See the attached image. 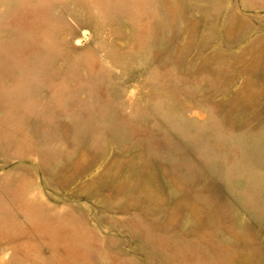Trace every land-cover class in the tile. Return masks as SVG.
Returning <instances> with one entry per match:
<instances>
[{
	"label": "rangeland",
	"instance_id": "1",
	"mask_svg": "<svg viewBox=\"0 0 264 264\" xmlns=\"http://www.w3.org/2000/svg\"><path fill=\"white\" fill-rule=\"evenodd\" d=\"M0 264H264V0H0Z\"/></svg>",
	"mask_w": 264,
	"mask_h": 264
}]
</instances>
